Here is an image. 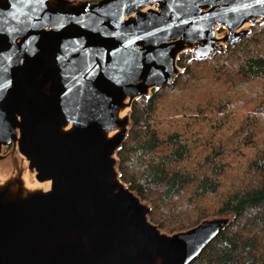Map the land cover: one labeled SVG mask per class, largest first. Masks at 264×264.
<instances>
[{"label": "water", "instance_id": "obj_1", "mask_svg": "<svg viewBox=\"0 0 264 264\" xmlns=\"http://www.w3.org/2000/svg\"><path fill=\"white\" fill-rule=\"evenodd\" d=\"M263 21L259 0H0V160L17 149L40 186L0 181V264L197 260L232 220L163 234L117 154L180 56L213 60Z\"/></svg>", "mask_w": 264, "mask_h": 264}, {"label": "trees", "instance_id": "obj_2", "mask_svg": "<svg viewBox=\"0 0 264 264\" xmlns=\"http://www.w3.org/2000/svg\"><path fill=\"white\" fill-rule=\"evenodd\" d=\"M251 30L216 56L215 88L195 76L206 61L180 56L177 81L134 102L117 154L121 181L160 229L174 234L233 215L191 264H264V149L255 146L264 141V21Z\"/></svg>", "mask_w": 264, "mask_h": 264}, {"label": "rangeland", "instance_id": "obj_3", "mask_svg": "<svg viewBox=\"0 0 264 264\" xmlns=\"http://www.w3.org/2000/svg\"><path fill=\"white\" fill-rule=\"evenodd\" d=\"M251 29H249V30L252 32ZM226 32L227 31H225V30H219L218 37H221L222 38L226 34ZM222 61H223V59L219 61V60H216V57H215L213 60H211L209 62L208 61H206V63L205 62H201V63H205V64L200 65L201 68H198L195 71V76L196 77H200V81H202V83L204 85H207V87L211 86V87L215 88L216 85L211 84L209 82V79H210V76L213 74V71H214V69L216 67L215 65L216 64H221ZM202 66H204V67H202ZM206 90H207V88H206ZM229 93H232V90L231 89L229 90ZM263 140H264V137H263ZM259 145H262V146H259ZM255 146H258L260 149H264V147H263L264 146V141H263L262 144H258V145L256 144ZM245 152L250 155V152H247V151H245ZM250 156H252V155H250ZM2 157L4 159L3 160H0V181L1 182H5L9 178L14 177V176H16V175H18V174L21 173V174H23L25 180L28 179L27 181L30 184H32L33 186L34 185H38V183L36 181V178H35V175H32L30 173V171L28 170V167H29L28 163L19 154V152H18L17 149H13L11 147L10 148H4L3 153H2ZM246 166H247V163H245L244 165H242L241 168H244ZM25 183H26V181H25ZM38 187H36V188H38ZM36 188H33L32 190H34ZM226 217L227 218H230L232 221H234L233 215L232 216H225V215L224 216H220L219 215V216L211 217L208 220L217 219V218H226ZM160 231L163 234H166V235H173L170 232H168L167 230L160 229Z\"/></svg>", "mask_w": 264, "mask_h": 264}, {"label": "bare ground", "instance_id": "obj_4", "mask_svg": "<svg viewBox=\"0 0 264 264\" xmlns=\"http://www.w3.org/2000/svg\"><path fill=\"white\" fill-rule=\"evenodd\" d=\"M128 114V111H126L124 114H123V116H126ZM24 177V176H23ZM25 180V179H24ZM28 180V179H27ZM27 180H25L26 181V184H27V186H28V188L30 187V188H36V187H38V185H32V184H30ZM40 187V186H39Z\"/></svg>", "mask_w": 264, "mask_h": 264}, {"label": "snow or ice", "instance_id": "obj_5", "mask_svg": "<svg viewBox=\"0 0 264 264\" xmlns=\"http://www.w3.org/2000/svg\"><path fill=\"white\" fill-rule=\"evenodd\" d=\"M259 2L264 3V0H259Z\"/></svg>", "mask_w": 264, "mask_h": 264}]
</instances>
